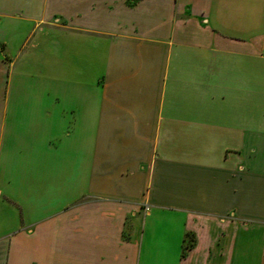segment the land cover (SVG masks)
Instances as JSON below:
<instances>
[{
	"label": "crops",
	"instance_id": "0c3cea01",
	"mask_svg": "<svg viewBox=\"0 0 264 264\" xmlns=\"http://www.w3.org/2000/svg\"><path fill=\"white\" fill-rule=\"evenodd\" d=\"M0 264H264V0H0Z\"/></svg>",
	"mask_w": 264,
	"mask_h": 264
},
{
	"label": "rangeland",
	"instance_id": "374dc122",
	"mask_svg": "<svg viewBox=\"0 0 264 264\" xmlns=\"http://www.w3.org/2000/svg\"><path fill=\"white\" fill-rule=\"evenodd\" d=\"M48 121H50V120H48ZM21 134H20V136H22V131L20 132ZM42 133V132H41ZM19 134V133H18Z\"/></svg>",
	"mask_w": 264,
	"mask_h": 264
},
{
	"label": "built area",
	"instance_id": "2783aa9c",
	"mask_svg": "<svg viewBox=\"0 0 264 264\" xmlns=\"http://www.w3.org/2000/svg\"><path fill=\"white\" fill-rule=\"evenodd\" d=\"M145 210H146V208H145Z\"/></svg>",
	"mask_w": 264,
	"mask_h": 264
}]
</instances>
